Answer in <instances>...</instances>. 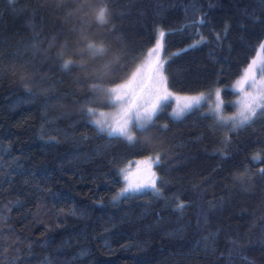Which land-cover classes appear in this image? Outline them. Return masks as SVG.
<instances>
[{
    "label": "trees",
    "instance_id": "trees-1",
    "mask_svg": "<svg viewBox=\"0 0 264 264\" xmlns=\"http://www.w3.org/2000/svg\"><path fill=\"white\" fill-rule=\"evenodd\" d=\"M157 27L168 87L219 86L230 110L264 0H0V264H264V112L226 130L168 104L133 143L89 122L112 107L92 85L127 77ZM158 154V194L114 199L118 168Z\"/></svg>",
    "mask_w": 264,
    "mask_h": 264
},
{
    "label": "snow or ice",
    "instance_id": "snow-or-ice-1",
    "mask_svg": "<svg viewBox=\"0 0 264 264\" xmlns=\"http://www.w3.org/2000/svg\"><path fill=\"white\" fill-rule=\"evenodd\" d=\"M106 8L100 7L97 13V19L103 23L105 21ZM204 20L199 21L194 20L193 25L203 24ZM188 27L187 25L184 26ZM164 30H158V38L156 40V45L150 51L153 55L156 56V62L153 65L154 75L156 78V95L154 101L142 103V93H138L136 89L140 87L139 84L135 82L136 73H133V78L125 81L122 84H116L115 87L104 89L99 84L92 85L93 92H106V98L113 105L119 104L120 111L118 116L112 121L109 122L106 119L96 118L97 111L95 108H87L88 116L91 118L90 123L95 126V128L101 132L106 133L108 136L119 137L127 140L129 143H133L136 140L135 135H133V127L140 132L147 131L150 126L154 124V119L156 118L158 112L163 107V102L168 101L172 96V93L167 90L166 87L163 88V91H160V86L166 84L167 78L164 76L165 67L168 63V59H165L162 55L163 51V38L166 36ZM219 39V37H217ZM203 42V37L200 40H197L195 44L189 45V47H197L200 43ZM87 50L93 52V54H99L104 51L102 47H97L94 43H88L86 45ZM261 51H264V42L260 44ZM182 51H187L183 49ZM180 53H173L172 55H179ZM260 53H258V59H254L251 64H249L248 69L245 70L244 76L241 80L237 81V85L240 86V90L243 91V85L251 89L244 93L240 101V108L235 116L224 118L223 116L217 115V121L219 124L227 127L231 126L232 128L243 127L248 124L254 117L257 116L258 112H264V58H259ZM73 61L66 60L64 61L62 67L67 70ZM261 66V79L257 81L255 75V69L257 65ZM217 96H219V91H217ZM204 98L203 94L196 97L185 98L188 102L185 103L182 107L174 110V115L179 117L188 109H191L193 106L199 105L200 101ZM100 117H104L105 113L100 112ZM166 127V125H165ZM142 163L147 169V177L143 181L130 180L128 175V169H121L123 173V179L125 181V186L121 189V196H125L130 192H142L144 190H152L154 193L158 194L157 188V177L156 173L152 171L153 166H158L160 163L159 154L154 159L149 156L146 157ZM260 175H264V169L261 170ZM185 205L180 203L177 205V211H182ZM72 214H75L74 212Z\"/></svg>",
    "mask_w": 264,
    "mask_h": 264
},
{
    "label": "rangeland",
    "instance_id": "rangeland-1",
    "mask_svg": "<svg viewBox=\"0 0 264 264\" xmlns=\"http://www.w3.org/2000/svg\"><path fill=\"white\" fill-rule=\"evenodd\" d=\"M158 30H163V29L161 27H157L156 36H155V40L153 44L144 51L141 58L136 62V64L134 65L133 69L128 74V76L125 77L120 82L116 83V84H122L125 81L132 79L133 73H136L135 82L140 85V87H138L136 91L138 93H142V100H141L142 103L154 101L156 91H157L156 78H155L154 69H153V65L156 62V56L153 55L150 50L154 48L156 45V40L158 38ZM262 42H264V40ZM262 42H260V44ZM260 44L258 46L256 54L253 57H251L250 61L242 68L240 74L227 87L234 92V97L229 102L230 105L232 104L231 105L232 108L230 110L226 109V101L224 100L223 95L221 93L222 88L219 86L213 87L207 91H201L197 93H176L168 87L167 80H166V84L160 86V91L162 92L163 88L166 87L167 90L172 93V96L168 99V101L163 102V106L168 105V104L170 105L169 112L173 118H180L185 113L192 110L193 108L200 107V106H203L206 112L213 114L216 118H217V115L223 116L224 118L235 116L241 106L240 101L242 97L244 96V93L247 91H251V89L247 86V84L243 85V91H241L240 86L237 85V81L241 80V78L244 76L245 70L248 69L249 64H251L254 59H258V53H260L259 58H264V51H261ZM260 68L261 66L258 63L255 69V75H256L257 81L261 79ZM116 84L110 85L107 88L115 87ZM217 91H219V96H217ZM201 94H203L204 98L200 101L199 105L193 106L191 109L186 110L179 117H176L173 114L174 110L178 109V107H182L185 103L188 102L185 98L196 97V96H200ZM91 107L95 108L97 111L96 118L106 119L109 122H112L118 116V113L120 111L119 104H115V105L112 104V107L110 108H99V107H94V106H91ZM100 112H104L105 116L100 117L99 116ZM221 127L226 130L233 129L231 126L225 127L221 125ZM135 134H136V129L135 127H133V135ZM149 156L153 157L154 159L156 158V155H148V156L134 158V159L127 161L126 163H124L122 166L118 168L117 171H118L120 178L122 179V186L115 194L114 199L118 200L121 197H123L120 195V193H121V189L125 186V181L123 179L124 174L121 173V169H128L129 178L133 182L143 181L147 177L148 173H147V169L145 168V166L139 162L144 161L145 158ZM154 166H153L152 171L156 173ZM131 193H140V192H130L128 194H131Z\"/></svg>",
    "mask_w": 264,
    "mask_h": 264
}]
</instances>
